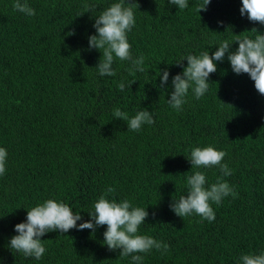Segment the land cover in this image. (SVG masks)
Listing matches in <instances>:
<instances>
[{
	"label": "trees",
	"instance_id": "trees-1",
	"mask_svg": "<svg viewBox=\"0 0 264 264\" xmlns=\"http://www.w3.org/2000/svg\"><path fill=\"white\" fill-rule=\"evenodd\" d=\"M13 2L0 0V147L7 150L0 264H132L131 256L104 244L106 226L47 233L40 260L8 246L14 226L38 203L68 204L81 215L79 225L108 187L115 191L107 199L146 208L139 234L169 245L163 255L137 253L143 264H241L242 254L264 253V96L247 74L233 73L226 53L200 99L190 88L181 111L166 102L171 78L187 67L183 57L211 56L223 40L254 38V28L264 34V25L240 15L241 0H210L199 13L203 0H188L187 9L168 0H134L139 7L127 38L146 70L129 75L130 62L114 59V77L99 76L101 53L89 49L88 37L95 34L94 19L119 0H27L32 17L14 11ZM164 69L169 79L161 88ZM117 107L130 117L147 109L155 123L127 130L112 115ZM209 145L226 153L222 163L232 175L223 179L237 196L211 204L212 222L196 214L180 218L170 204L187 194L186 177L202 171L208 187L222 175L217 166L191 169V149Z\"/></svg>",
	"mask_w": 264,
	"mask_h": 264
},
{
	"label": "clouds",
	"instance_id": "clouds-1",
	"mask_svg": "<svg viewBox=\"0 0 264 264\" xmlns=\"http://www.w3.org/2000/svg\"><path fill=\"white\" fill-rule=\"evenodd\" d=\"M170 5L179 9L189 7L188 0H168ZM210 0L203 2L196 7V11H206V6ZM242 7L239 9L243 17L251 22L264 25V0H241ZM139 5L134 0H119L107 7L98 18L94 19L93 28L95 34L88 37L89 49H95L101 53L95 69L101 77H114L116 72L112 65L114 59L129 61L131 67L128 69L129 75L136 72H145L144 56L133 58L130 53L131 45L128 43L127 33L131 31L135 24L134 9ZM12 8L16 12L23 13L28 17L34 16L35 10L29 6L27 0H14ZM91 10V6L85 5ZM222 26V22H218ZM254 38L249 36L235 35V42L238 47L235 51H230L233 44L228 40H223L216 51L210 56L208 51L201 52L198 56L189 54L183 57L181 62L186 60L187 67H183L181 62L177 66L183 67V71L171 78L173 91L167 104L176 111H181L186 103L188 91L191 88L194 97L200 99L208 90L210 83L209 75L217 71L216 62H222L227 53V60L230 63L234 74H247L254 82V88L264 96V34H259L254 28ZM69 32L67 35H74ZM160 77V87L163 88L169 79V71L164 69L158 71ZM135 81L128 82L131 86ZM117 87L123 91L126 87L124 80H121ZM221 102V101H220ZM223 103V102H221ZM224 104V103H223ZM114 119L127 122V130L139 132L145 124L155 123L152 112L147 109H140L134 116H129L119 107L112 112ZM226 153L218 151L214 146L195 147L191 149L189 162L191 169L211 168L217 166L221 176L216 178L215 183L206 187V175L202 171H194L186 177L188 191L186 195L180 196L178 200H173L170 210L180 218L196 214L202 220L212 222L215 220V212L211 207L212 203L220 205L225 197H236L234 186H230L223 177L232 175V170L228 165L222 163ZM7 150L0 147V176L6 172ZM115 191L108 187L94 204V212L88 214L87 222L77 225L82 217L73 212L68 204L58 202L55 199H47L42 203L27 210L25 222L14 226L17 233L9 240L8 246L22 253L25 257H33L40 260L46 252L44 240L41 237L50 232L67 233L71 229L91 230L93 233L100 226H106L103 233L104 244L110 251L119 249L120 257L131 256L132 264H143L144 256L137 253L148 254L151 250H162L165 254L169 245L158 241L149 235L139 234V228L145 223L148 217L146 208L133 206L132 202L125 198L120 202L115 199L109 200L106 197ZM154 215V214H153ZM241 264H264V253L259 255L248 253L240 256Z\"/></svg>",
	"mask_w": 264,
	"mask_h": 264
}]
</instances>
